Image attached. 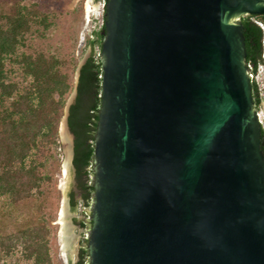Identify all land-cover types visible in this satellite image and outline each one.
Segmentation results:
<instances>
[{"label": "water", "instance_id": "95a60500", "mask_svg": "<svg viewBox=\"0 0 264 264\" xmlns=\"http://www.w3.org/2000/svg\"><path fill=\"white\" fill-rule=\"evenodd\" d=\"M251 15L264 0L109 1L89 264H264Z\"/></svg>", "mask_w": 264, "mask_h": 264}, {"label": "trees", "instance_id": "16d2710c", "mask_svg": "<svg viewBox=\"0 0 264 264\" xmlns=\"http://www.w3.org/2000/svg\"><path fill=\"white\" fill-rule=\"evenodd\" d=\"M32 1L0 0V202L5 200L6 210L1 217L0 240L7 254L22 242L27 260L52 264L47 222L34 220L33 213L49 206L44 199L45 188L54 181L51 169L60 145L59 126L72 85L65 60L45 51L36 41L46 37L52 22L44 0ZM252 18H243L244 36L248 62L258 66L264 32ZM105 32V27L94 31L90 41L100 53ZM102 76V61L92 54L80 70L78 95L69 115V128L75 137L73 164L86 206H91L95 193L91 176ZM253 91L256 108L261 109L263 99L256 84ZM71 204L77 208L74 193ZM82 227L88 228L85 221ZM81 258L80 264L89 260L88 241Z\"/></svg>", "mask_w": 264, "mask_h": 264}, {"label": "rangeland", "instance_id": "374dc122", "mask_svg": "<svg viewBox=\"0 0 264 264\" xmlns=\"http://www.w3.org/2000/svg\"><path fill=\"white\" fill-rule=\"evenodd\" d=\"M12 1L15 3L21 0ZM23 1L25 3L34 2L32 0ZM44 3L45 9L51 16L52 26L44 39L36 38V41L41 43L45 51L65 60V70L70 75L72 90L66 97V106L59 126L60 145L55 151L57 161L53 163L54 166L51 169L54 181L45 188L47 192L44 199L49 206L40 212L34 211L33 219L47 222L52 264H80L82 248L87 246L86 239L91 227L94 198L91 201V206H86L73 164L74 157L71 159L70 165L67 166L68 149L69 147L71 149V146L65 142L62 128L66 124L71 143L75 148V139L71 137L73 135L69 128L70 109L77 99L82 66L92 54L98 57L101 55L98 47L93 49L90 46L98 21L97 18H90L89 11L99 9V7L95 0H44ZM259 112H264V101ZM91 180L93 185L94 174L91 176ZM72 193L75 194L76 202H78L76 209H73L71 204ZM4 201L0 202V228L2 227L1 217L6 212ZM22 221L21 219L20 223ZM83 221L87 223V229L82 227ZM1 242L0 240V264H34L32 260L25 258V248L22 242L15 241L18 244L10 254L3 250ZM89 263L90 259L84 264Z\"/></svg>", "mask_w": 264, "mask_h": 264}, {"label": "built area", "instance_id": "2783aa9c", "mask_svg": "<svg viewBox=\"0 0 264 264\" xmlns=\"http://www.w3.org/2000/svg\"><path fill=\"white\" fill-rule=\"evenodd\" d=\"M95 1L97 4V7H99V9L90 10L89 14L91 15L90 18L91 17L97 18L98 22L96 23L94 31L99 32L106 25L107 10H108L109 1L108 0H95ZM257 24L264 31V24L261 22H257ZM262 59H264V48H263ZM250 79H251L252 83H254L258 86L260 96L264 101V93H263V91H264V64L263 63H260L256 67L253 65H250ZM258 115H259V119H260V122L263 126V131H264V112H259Z\"/></svg>", "mask_w": 264, "mask_h": 264}, {"label": "flooded vegetation", "instance_id": "af4514ba", "mask_svg": "<svg viewBox=\"0 0 264 264\" xmlns=\"http://www.w3.org/2000/svg\"><path fill=\"white\" fill-rule=\"evenodd\" d=\"M246 17H249V16H246ZM251 17H253L252 19L254 20V22L257 24V22H261V23H263L264 24V21H263V19H264V15L263 16H252L251 15ZM245 18V17H244ZM264 35V34H263ZM262 44H263V48H264V36H263V40H262ZM246 47H247V45H246ZM247 53H248V51H247ZM263 54V53H262ZM247 60H248V58H247ZM261 63H263L264 64V59H262V56H261ZM250 65H253V66H255L254 64H251V63H249L248 62V67H249V69H250ZM256 67V66H255ZM251 83H252V81H251ZM253 84L254 83H252V86H253ZM253 95H254V91H253ZM254 100H255V95H254ZM255 106H256V104H255ZM262 107H263V103H262ZM261 107V108H262ZM258 110V113H259V110L260 109H257ZM263 128V127H262ZM262 131H263V129H262ZM262 135H263V132H262ZM263 143H264V140H263V138H262V147H263ZM89 233H90V231H89Z\"/></svg>", "mask_w": 264, "mask_h": 264}, {"label": "bare ground", "instance_id": "6f19581e", "mask_svg": "<svg viewBox=\"0 0 264 264\" xmlns=\"http://www.w3.org/2000/svg\"><path fill=\"white\" fill-rule=\"evenodd\" d=\"M89 7H88V11H89ZM90 16V15H89ZM62 133H63V136H64V140H65V142L67 143V144H69L68 146H70V143H71V138H70V135L68 134V131H67V129H66V124H64V126H63V128H62ZM69 151H68V161H67V166H69L70 165V163H71V159H72V151H71V149H70V147H69V149H68ZM63 215H64V213H63Z\"/></svg>", "mask_w": 264, "mask_h": 264}, {"label": "clouds", "instance_id": "9594fccd", "mask_svg": "<svg viewBox=\"0 0 264 264\" xmlns=\"http://www.w3.org/2000/svg\"><path fill=\"white\" fill-rule=\"evenodd\" d=\"M107 22V21H106ZM106 26V25H105ZM264 32V31H263ZM259 116V115H258ZM260 120V119H259ZM262 125V124H261ZM263 129V128H262ZM92 222V221H91ZM91 227H92V224H91ZM91 227H90V230H91ZM90 234V233H89ZM88 234V235H89ZM87 241L89 240V236H88V238L86 239Z\"/></svg>", "mask_w": 264, "mask_h": 264}]
</instances>
